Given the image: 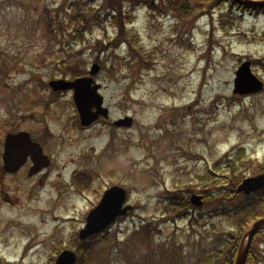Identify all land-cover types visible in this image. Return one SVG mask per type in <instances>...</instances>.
<instances>
[{"label":"rangeland","instance_id":"rangeland-1","mask_svg":"<svg viewBox=\"0 0 264 264\" xmlns=\"http://www.w3.org/2000/svg\"><path fill=\"white\" fill-rule=\"evenodd\" d=\"M70 1L0 0V85H9L0 90V100L9 101L5 96L15 91L12 101L21 97L31 114L42 113L43 103L34 104L37 97L44 101L52 97L44 84L64 78L75 54L87 70L94 62L100 66L97 83L109 108L108 121L128 115L133 124L80 129L69 95L49 103L43 120L48 135L62 148L48 174L46 200H22L15 204L17 209L0 210V263L48 264L79 230L100 196L98 190L117 184L127 189L134 210L112 225L111 240L97 238L89 264H174L168 260L174 254H179L175 264H199L219 251L227 232L235 230L233 237L239 232L232 220L209 218L212 204L191 212L205 219L193 225L188 218L175 225L168 221L148 243L133 233L141 221L160 216L155 201L168 190L186 188L202 194L222 184L227 168L223 157L230 151L243 149L244 160L236 164L245 176L264 168V91L248 97L232 94L240 61L250 60L253 72L264 78V16L233 12V24L223 29L217 23L219 13L210 15L207 4L182 22L169 11L157 16L136 6L132 25L125 27L128 45L115 42L119 30L109 21L92 26L82 37L74 36L77 25L70 22ZM233 17L228 14L224 23ZM96 42H101L102 52L94 49ZM215 164L220 176L206 182L203 173ZM73 169L93 173L89 190L58 188L57 174L67 180ZM240 241L241 234L236 247ZM115 243L120 244V253ZM250 252L254 261H260L264 241L253 242ZM211 261L216 264L217 258Z\"/></svg>","mask_w":264,"mask_h":264},{"label":"water","instance_id":"water-1","mask_svg":"<svg viewBox=\"0 0 264 264\" xmlns=\"http://www.w3.org/2000/svg\"><path fill=\"white\" fill-rule=\"evenodd\" d=\"M240 4H253L264 5L262 3H253L251 1L236 0ZM97 65H93L90 74H94L97 71ZM91 78H81L73 82H66L63 80L51 81L49 85L54 89H74V102L77 110L80 114L81 124L89 125L94 121L99 114L107 117V109L102 108V97L98 95V85L91 87ZM262 88L261 82L251 74L249 63H243L236 72V78L234 80V93L245 94L259 91ZM92 107L96 108L95 113H91ZM131 118H124L115 121L116 125L129 126L131 124ZM264 186V174H260L256 177L247 178L239 185L237 191H243L248 194L251 191ZM125 190L121 187L113 186L109 188L103 195L98 205L89 212L85 227L80 231L79 238L84 239L92 234H96L105 229L118 215H123L130 209V206L122 208L125 201ZM199 197H192V202L199 205ZM264 225V219L257 221L253 224L252 228L248 231L247 245L242 252H240L235 264H243L245 254L247 252L249 243L254 233ZM76 255L72 251H63L55 264H74Z\"/></svg>","mask_w":264,"mask_h":264},{"label":"flooded vegetation","instance_id":"flooded-vegetation-1","mask_svg":"<svg viewBox=\"0 0 264 264\" xmlns=\"http://www.w3.org/2000/svg\"><path fill=\"white\" fill-rule=\"evenodd\" d=\"M26 112L16 114L14 106L0 110V202L13 203L23 198L31 200L47 182L53 160L49 155L48 136L40 127H33ZM23 134L13 142L10 153L5 155L7 135ZM27 136H25V135ZM37 145L35 150L26 147L27 138ZM48 159L50 160L49 165Z\"/></svg>","mask_w":264,"mask_h":264},{"label":"trees","instance_id":"trees-1","mask_svg":"<svg viewBox=\"0 0 264 264\" xmlns=\"http://www.w3.org/2000/svg\"><path fill=\"white\" fill-rule=\"evenodd\" d=\"M123 0H103V7H107L110 9L109 13H112V11L119 12L121 11V5ZM133 1V0H132ZM169 5L171 6H180L183 10L187 7V13L190 11L189 3L190 0H165ZM206 0H196L195 4L199 7L201 3H204ZM64 5V4H63ZM63 5L61 8H63ZM187 5V6H186ZM67 6L73 10L72 14L70 15V22L73 23H82L81 28L77 30L75 28L74 32H77L78 35H82L83 31L87 30L92 25L99 26L100 23H102L106 17H102L103 13L99 10H94L93 2L92 0H73L68 2ZM186 6V7H184ZM107 13V15H109ZM113 18V17H112ZM51 19V17L49 18ZM118 25L121 26V21L117 22ZM69 71L74 76H80L83 74L82 69L78 64L70 65ZM238 178H233L230 183V186H234V184L237 182ZM218 195V194H217ZM233 198H226V200L221 199H214L210 200V204L213 205V211L217 212L218 214H228V215H234V216H242L240 222H239V228L243 229L250 223L253 219L251 217L256 216L257 214L253 213V210L250 206V203L248 201H240L233 202ZM261 201V199H259ZM217 202V203H216ZM226 203V204H224ZM188 206V203H187ZM263 207V206H262ZM264 213V211H262ZM259 213V214H262ZM155 227L153 226L152 222L147 223L146 225L140 226L138 230V234L141 235L144 239H148L151 234L153 233ZM109 233L106 232L101 237H109ZM98 237H94L93 242H86L83 243L79 250L81 252V256L79 258V264H86L89 260V258L92 255L93 248L95 246L96 240ZM231 251L227 254L229 255Z\"/></svg>","mask_w":264,"mask_h":264}]
</instances>
